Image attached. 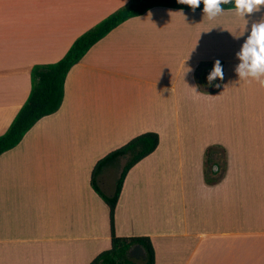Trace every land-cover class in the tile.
<instances>
[{
  "label": "crops",
  "instance_id": "0c3cea01",
  "mask_svg": "<svg viewBox=\"0 0 264 264\" xmlns=\"http://www.w3.org/2000/svg\"><path fill=\"white\" fill-rule=\"evenodd\" d=\"M130 1L0 0V135L29 96L32 67L60 60ZM262 20L264 5L212 20L155 6L94 44L68 72L61 107L0 154V264H89L109 249L93 170L148 131L159 144L124 179L115 234L148 236L155 264H264V87L234 71ZM217 60L223 79L202 85L200 70ZM209 146L225 156L213 182ZM109 169L95 178L106 196L119 176Z\"/></svg>",
  "mask_w": 264,
  "mask_h": 264
},
{
  "label": "trees",
  "instance_id": "16d2710c",
  "mask_svg": "<svg viewBox=\"0 0 264 264\" xmlns=\"http://www.w3.org/2000/svg\"><path fill=\"white\" fill-rule=\"evenodd\" d=\"M155 6H164L186 10H201L203 4L192 8L190 5L178 3V0H131L95 26L81 34L70 46L66 54L57 62L36 64L31 69V89L28 98L17 112L8 129L0 135V154L14 148L20 143L24 135L42 117L53 114L62 105L64 99L65 80L70 69L77 64L89 49L114 28L129 18L144 14ZM223 9H233L234 5H223ZM213 64V62L209 63ZM221 66L222 63L220 62ZM211 67L199 72L202 85L214 87L218 78L209 83L207 76ZM159 135L148 131L135 136L123 146L111 151L101 158L95 165L92 174V185L96 192L104 199L110 212L111 245L101 252L89 264H155V251L148 236L119 237L114 232V212L120 197L124 179L129 170L144 158L151 155L158 147ZM217 146L206 149L205 167L206 180L213 182L218 179L225 156L212 157L217 152ZM223 151V150H222ZM224 153V151H223ZM120 159L123 165L116 181L112 196H106L95 184L96 176L104 169L114 166ZM217 166V170H214ZM223 169V168H222ZM134 245L144 248L146 254L141 259L131 258L129 249Z\"/></svg>",
  "mask_w": 264,
  "mask_h": 264
},
{
  "label": "clouds",
  "instance_id": "9594fccd",
  "mask_svg": "<svg viewBox=\"0 0 264 264\" xmlns=\"http://www.w3.org/2000/svg\"><path fill=\"white\" fill-rule=\"evenodd\" d=\"M178 3L190 5L192 8L203 4V12L209 20L214 19L223 11V5H234L238 16L244 17L259 6L264 5V0H178ZM238 64L234 71L240 80L255 81L260 87H264V20L254 23L250 33L236 53ZM223 68L217 60L207 76L209 83L220 78L223 79Z\"/></svg>",
  "mask_w": 264,
  "mask_h": 264
},
{
  "label": "water",
  "instance_id": "95a60500",
  "mask_svg": "<svg viewBox=\"0 0 264 264\" xmlns=\"http://www.w3.org/2000/svg\"><path fill=\"white\" fill-rule=\"evenodd\" d=\"M214 170H217V166H214ZM128 254L131 258L141 259L145 256L146 252L142 246L134 245L129 249Z\"/></svg>",
  "mask_w": 264,
  "mask_h": 264
},
{
  "label": "rangeland",
  "instance_id": "374dc122",
  "mask_svg": "<svg viewBox=\"0 0 264 264\" xmlns=\"http://www.w3.org/2000/svg\"><path fill=\"white\" fill-rule=\"evenodd\" d=\"M217 152L220 155H222L221 152L219 151V149H217ZM205 157H206V151L204 153V161H205ZM123 163H124L123 160L120 159L116 164H114V166L109 167L110 169L107 171L108 172L107 173V179L109 178V175H111V173H113V171H115V175L113 176V178H116L119 175V171L121 170V167H122ZM222 163H223V161H222ZM111 179H112V176H111ZM110 186H112L111 188L114 187V185H110Z\"/></svg>",
  "mask_w": 264,
  "mask_h": 264
}]
</instances>
